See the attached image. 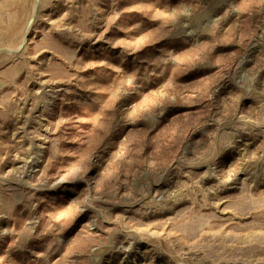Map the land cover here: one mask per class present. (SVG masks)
Returning <instances> with one entry per match:
<instances>
[{
    "label": "rangeland",
    "instance_id": "374dc122",
    "mask_svg": "<svg viewBox=\"0 0 264 264\" xmlns=\"http://www.w3.org/2000/svg\"><path fill=\"white\" fill-rule=\"evenodd\" d=\"M0 264H264V0H0Z\"/></svg>",
    "mask_w": 264,
    "mask_h": 264
}]
</instances>
